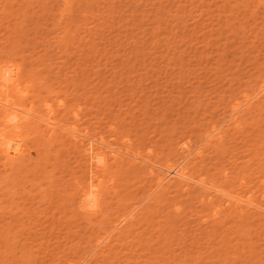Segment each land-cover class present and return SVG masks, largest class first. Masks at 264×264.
Segmentation results:
<instances>
[{
    "label": "rangeland",
    "instance_id": "obj_1",
    "mask_svg": "<svg viewBox=\"0 0 264 264\" xmlns=\"http://www.w3.org/2000/svg\"><path fill=\"white\" fill-rule=\"evenodd\" d=\"M3 60L19 71L8 93L37 115L49 104L61 126L47 136L24 118L25 153L0 159V264H85L90 251V264H264V0H0ZM62 125L119 149L95 217L75 211L83 167ZM175 160L205 185L157 195Z\"/></svg>",
    "mask_w": 264,
    "mask_h": 264
},
{
    "label": "bare ground",
    "instance_id": "obj_2",
    "mask_svg": "<svg viewBox=\"0 0 264 264\" xmlns=\"http://www.w3.org/2000/svg\"><path fill=\"white\" fill-rule=\"evenodd\" d=\"M261 79H262V81H264V78H261ZM18 81H19L18 69L14 70L13 68H11L10 60L1 61L0 62V159H2L4 163L17 162L19 160V158L21 159V157L23 156V154L26 151L25 142H24L23 138L21 137V131H22V127H23L22 124L24 122L25 123L27 122V120H25L24 118L28 119L29 121L32 120L31 122H35L36 125H39V127H41V125H43L44 127L43 126H42L43 128L41 127L42 128L41 132H42V134L45 133V135H47V136H50L53 134V132L56 130V126H61L58 123L60 121H56L54 119V117H52L53 116L51 113L52 110H51L49 104H44V108L47 112L44 113L45 111H43V114H46V115H40V114L37 115V112L33 113L34 112L33 108L27 107L24 104L25 101L22 100L21 95L14 96V95H10L8 93L9 88L15 87L18 84ZM261 86L262 87L260 89H264V84H262ZM260 93H261V90H260ZM262 94H264V92H262ZM258 97H260V96H258ZM261 99H264V98H261ZM255 101H258V98H256ZM252 105H253V101L249 105H247L248 106L247 109L250 108ZM73 114L77 115L78 112L75 111V113L73 112ZM74 117H77V116H74ZM18 119H19V121H18ZM21 121H24V122L21 123ZM40 121L43 124L40 125V123H39ZM230 121H232V120H230ZM62 126L65 127L64 125H62ZM64 129L65 130L67 129L68 131L71 132L72 135L68 136V138L70 137L69 139L72 141V143L76 144V146H78L79 158H80L79 160L81 161V163H82L81 165L83 167V169H82L83 174L79 179H77V181H75V187L73 190L74 192L71 193V197L73 199L72 201H74V203H75L74 208L77 209L75 211H79L85 217L89 216L92 218V216L95 217L98 214L102 213V207H101L102 193H101V186H100V183L102 182V177H101L100 172H102L107 166V162H108V155L107 154L112 153L111 154L112 156H117V153L115 151L117 148L113 147L111 142L107 139L105 140V138L103 136L98 137L97 135L90 134L87 131H78L75 128V126L68 127V128L65 127ZM211 130L212 129H210L209 131H211ZM213 131H214V129L211 132L213 133ZM70 132H68V133H70ZM206 134H208V133H206ZM217 134L218 133H216L215 135H217ZM218 136H219V134H218ZM212 137H214V136H212ZM219 139L220 138L218 137V140ZM125 142H126V140H125ZM185 145H187V143L178 141V143L176 144V148L174 147L175 149H177L175 151L182 152V153L185 151L186 152V153L184 152L185 156H187V155L190 156V154H189L190 152L187 153V151H186V150L189 151V149H187V147L185 149V147H184ZM125 148H127V147H125ZM178 149H180V150H178ZM117 150L119 151V149H117ZM127 150L129 151L130 149L128 148ZM127 150L122 149L121 151L124 152L125 155H128L129 153ZM191 152H192V150H191ZM199 154H200V150H195L193 156L196 157V159H197V156L199 158ZM180 156H182L180 158L182 159V162H183L186 159V157L183 154ZM193 156H192V158H193ZM183 157H185L184 160H183ZM187 159H191V158H187ZM193 161H194V159H193ZM182 162L179 160H175V161L166 162V163H164L165 165L162 164V166L159 165L160 170L155 175V178H156L155 183L153 182V184H154L153 188L154 189L157 188V190H158V191L155 190V192H158L157 195L161 194V193H159V191L161 190V188H164V187H172V186L176 185V186L182 187V190H184L185 189L184 187L188 188V186L190 187V185L193 183H194L193 185L197 184L198 186H204L205 185L206 181H204V177H202V176L198 177V176L192 175V173H189L188 168H187L188 167L187 164H185V163L182 164ZM150 163H152V162H150ZM152 165L155 166L154 162L152 163ZM153 171L154 170L152 168L149 171L152 176H153ZM208 187H210V186H207V188ZM211 187H215V186H211ZM175 188H177V187H175ZM197 188L199 189V187H197ZM155 192L153 191V193H155ZM209 192L212 193L211 190ZM209 192H208L207 197H209V195L211 194ZM217 192H219V194H217V195H220V193L224 194V191L222 189H218ZM204 194H207V193L204 192ZM225 195L227 196L225 201H227L228 203L233 202L234 204H240L242 202H245V203L247 202L250 206L253 205L252 203H254L251 201V199H249V197H247V198L246 197H244V198L240 197L239 198V197H236L238 195H236V196L231 195V194L228 195L227 193H225ZM214 196H216V195H214ZM205 197H206V195H205ZM212 200H215V199H212ZM138 203H140V202H138ZM132 205H134V204H132ZM135 205H136V203H135ZM139 205H141V204H139ZM253 206L257 207L254 210H258L257 215H259V217L261 215V214H259L260 211L262 212V215H264V204L253 205ZM136 207H137V205H136ZM255 207H253V208H255ZM248 208L251 209L252 207H248ZM128 209H130V208H128ZM128 209H126L125 213L120 212L121 214L118 217H114L115 220H110V221H113L111 227L107 226V225H109V222H110L109 221V219H110L109 215H108V217H109V219H108L107 215L105 217V214H103V217H102L103 222L101 221L100 225L105 224V220H108L109 222L106 221L108 223V224L106 223L107 224L106 226L108 228H110V230L107 227L106 228L108 230L106 228H104L105 230H107V232L104 230L106 233L103 231V234H104L103 236H100V237L97 236L96 237V238H98L97 240L95 238V243L97 241L101 240L102 242L100 241V243H98V244H101L104 241V246L96 244L95 248H96V246H98V247L101 246L99 248L102 249V247L104 248L105 246H108L107 244H109L110 241H112L110 239L113 238V234L115 232L118 233L119 231H121V229L125 226V224L128 223L129 220L134 218V216L136 214L135 207L132 206L130 210H128ZM253 212H255V211H253ZM262 217H264V216H262ZM99 228H101V227H99ZM114 230H116V231L114 232ZM110 232L111 233L114 232V233L111 234ZM109 235H111V236H109ZM91 253L92 252L90 251V254L88 253L89 255L86 256L87 258L88 257H90V258L87 259L86 262H88V263H85V264H90V262L92 261L94 255ZM92 255H93V257H92ZM91 257H92V259H91Z\"/></svg>",
    "mask_w": 264,
    "mask_h": 264
}]
</instances>
